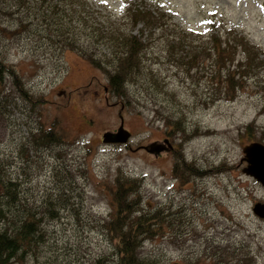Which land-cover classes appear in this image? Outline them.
I'll return each mask as SVG.
<instances>
[{"label": "rangeland", "instance_id": "obj_1", "mask_svg": "<svg viewBox=\"0 0 264 264\" xmlns=\"http://www.w3.org/2000/svg\"><path fill=\"white\" fill-rule=\"evenodd\" d=\"M91 2L117 25L128 3L159 17L155 28L143 27L142 62L121 96L108 92L111 67L14 36L11 19L0 18V60L14 67L26 92L0 74V170L15 185L5 201L12 214L38 222L8 264H116L104 222L117 176L136 181V206L159 210L165 223L142 239L138 256L154 264H264V220L253 214L264 189L242 171V148L264 144V69L242 83L232 71L237 91L225 101V70L203 49L214 16L264 49V0ZM176 37L182 42L169 48ZM118 114L130 139L103 142L118 130ZM169 127L175 131L167 135ZM40 128L59 139L34 145ZM154 143L165 148H142ZM177 154L197 170L185 181L174 172Z\"/></svg>", "mask_w": 264, "mask_h": 264}, {"label": "trees", "instance_id": "obj_2", "mask_svg": "<svg viewBox=\"0 0 264 264\" xmlns=\"http://www.w3.org/2000/svg\"><path fill=\"white\" fill-rule=\"evenodd\" d=\"M0 5V18L11 19L13 24L9 32L14 36L27 35L29 42H35L39 47L54 46L59 52L69 50L81 56L88 54L90 63L99 69L111 67L114 71L108 77V92L117 96L122 95V88L140 68L141 52L146 44L141 38L143 27L155 28L159 20L150 10L135 8L131 3H128L125 13L118 17L119 25L111 19L112 15L104 14L106 9L96 8L91 0H0ZM217 19L214 16L208 23L210 30L203 49L209 58H215L217 67L224 68V82L227 83L224 88L227 96L225 101H232L237 91L232 71L238 72L240 82L249 81V77L264 69V49L253 44L238 28L228 27L222 19ZM139 23L141 27L138 28V34H135L132 31ZM182 31L188 32L186 29ZM82 36L88 42L82 43L79 40ZM176 40V45H179L183 39L176 37L168 41L169 48L172 49ZM170 55H173L171 51ZM237 56L239 58L233 67L235 70H231L228 66ZM1 73L11 76L18 91L26 95L21 77L14 67H9L0 60ZM217 82L220 83V80ZM213 100L215 99L211 98ZM38 130L40 132L31 136L34 145H46L58 138L52 128ZM169 131L175 130L169 127L167 135ZM248 141H251L250 137ZM176 157L179 161L174 163V172L185 181L184 176L197 170L192 163H186L180 154ZM1 173L0 170V264H8L20 250L28 247V243L38 232V222L32 216H23L20 211L12 214L5 198L13 197L15 185L12 181H4ZM114 180L116 183L111 190V210L104 225L114 243L116 264H154L153 261L138 256L137 249L143 238L154 235L165 227L160 212L150 209L144 211L136 206L139 203L137 191L133 190L136 181L121 179L119 176ZM8 215H12L11 221ZM244 261L236 260L234 263L247 264Z\"/></svg>", "mask_w": 264, "mask_h": 264}, {"label": "water", "instance_id": "obj_3", "mask_svg": "<svg viewBox=\"0 0 264 264\" xmlns=\"http://www.w3.org/2000/svg\"><path fill=\"white\" fill-rule=\"evenodd\" d=\"M120 124L118 130L114 132H107L102 136L103 142L108 143H127L130 139V133L123 127V118L118 114ZM147 152H158L162 148L160 144L154 143L148 147L143 146ZM244 157L242 160L245 162L246 167L243 168V173L251 178H254L260 186L264 189V144L252 142L242 148ZM253 214L258 218L264 220V203L257 202L253 206Z\"/></svg>", "mask_w": 264, "mask_h": 264}, {"label": "bare ground", "instance_id": "obj_4", "mask_svg": "<svg viewBox=\"0 0 264 264\" xmlns=\"http://www.w3.org/2000/svg\"><path fill=\"white\" fill-rule=\"evenodd\" d=\"M210 171H212V169H210ZM210 171H209V172H210Z\"/></svg>", "mask_w": 264, "mask_h": 264}, {"label": "flooded vegetation", "instance_id": "obj_5", "mask_svg": "<svg viewBox=\"0 0 264 264\" xmlns=\"http://www.w3.org/2000/svg\"><path fill=\"white\" fill-rule=\"evenodd\" d=\"M156 144H158V143H156ZM163 147V146H162Z\"/></svg>", "mask_w": 264, "mask_h": 264}]
</instances>
